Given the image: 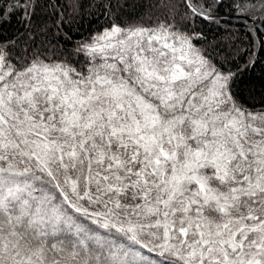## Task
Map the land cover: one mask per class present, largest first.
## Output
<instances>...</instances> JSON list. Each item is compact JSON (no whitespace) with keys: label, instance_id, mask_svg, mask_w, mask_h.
Returning <instances> with one entry per match:
<instances>
[{"label":"snow or ice","instance_id":"obj_1","mask_svg":"<svg viewBox=\"0 0 264 264\" xmlns=\"http://www.w3.org/2000/svg\"><path fill=\"white\" fill-rule=\"evenodd\" d=\"M221 2L140 0L147 20L109 13L71 49L0 37V264H264L256 60L194 26L224 22ZM36 6L0 0V27ZM228 8L264 24V0Z\"/></svg>","mask_w":264,"mask_h":264},{"label":"trees","instance_id":"obj_2","mask_svg":"<svg viewBox=\"0 0 264 264\" xmlns=\"http://www.w3.org/2000/svg\"><path fill=\"white\" fill-rule=\"evenodd\" d=\"M13 0H8L12 3ZM117 0H35L36 9L35 15L32 17L29 29H26L21 23L22 16L17 10L14 16H10L7 23L0 27V37L3 38H19L20 33L26 31L31 32V41H34L32 47L34 49L51 48L52 46L63 50L65 46V33H67L72 40V44H68L69 49L82 40L88 38L93 33L107 27L113 17L109 13L115 12L114 17L117 23H132L137 18L144 16L147 20L146 13L148 8L141 6L140 0H119L122 7L117 10L111 5H115ZM153 3H158L159 0H152ZM182 3V0H178ZM191 3L196 4L202 0H190ZM212 2V0H209ZM230 0H222L218 5L215 14L217 18H222L219 26L208 23L204 20H197L195 27L197 31H202L206 36L203 42L205 46L211 44L216 48L225 50L230 58H234L237 64H243L252 57L256 60L254 67L250 68L242 76L243 87L254 86L258 93L255 100L250 101L261 107L259 95L264 91V48L261 42L264 41V34L262 30L256 25V31H249L245 23L236 18V13L231 12L228 8ZM249 3L258 2V0H246ZM144 5H147L148 0H143ZM105 5H109L105 7ZM7 7V5H5ZM185 9L181 7V12ZM156 15H160L156 11ZM259 15V13H257ZM264 27V24H262ZM226 29H231V35L234 39L229 40V33ZM30 40L29 36L25 35L21 44H25ZM254 54V55H253ZM79 59H83L80 57ZM227 67H232L231 64ZM247 97V91H245Z\"/></svg>","mask_w":264,"mask_h":264},{"label":"water","instance_id":"obj_3","mask_svg":"<svg viewBox=\"0 0 264 264\" xmlns=\"http://www.w3.org/2000/svg\"><path fill=\"white\" fill-rule=\"evenodd\" d=\"M215 15L218 16L217 14H215ZM256 25L262 30V32L264 34V27H263V25L261 23H259V22H257Z\"/></svg>","mask_w":264,"mask_h":264}]
</instances>
